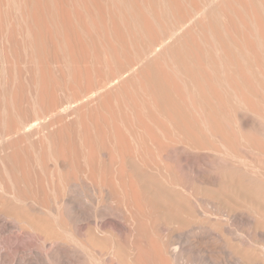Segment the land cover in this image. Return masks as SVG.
Wrapping results in <instances>:
<instances>
[{
	"label": "bare ground",
	"instance_id": "1",
	"mask_svg": "<svg viewBox=\"0 0 264 264\" xmlns=\"http://www.w3.org/2000/svg\"><path fill=\"white\" fill-rule=\"evenodd\" d=\"M0 264H264V0H0Z\"/></svg>",
	"mask_w": 264,
	"mask_h": 264
}]
</instances>
